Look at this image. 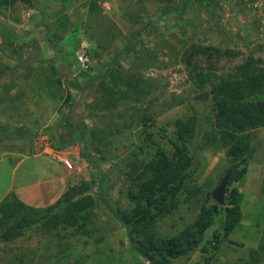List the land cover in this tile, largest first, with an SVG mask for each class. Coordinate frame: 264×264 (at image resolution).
Returning <instances> with one entry per match:
<instances>
[{"label": "rangeland", "instance_id": "rangeland-1", "mask_svg": "<svg viewBox=\"0 0 264 264\" xmlns=\"http://www.w3.org/2000/svg\"><path fill=\"white\" fill-rule=\"evenodd\" d=\"M168 1L174 8L164 11ZM134 41L135 49L112 70L123 80H136V90L143 93L121 81L111 92V81L94 77L117 49ZM192 45L212 46L222 55L209 60L199 55L188 63ZM82 49L91 56L87 70L76 61ZM248 56L264 63V0H17L1 7L0 154L60 151L72 163L75 183L68 188L81 185L95 204L83 211V230L62 218L6 240L0 226V264H150L129 249L126 228L94 192L103 179L101 196L130 209L131 179L154 155L144 138L143 117L151 120L153 138L171 153L175 121L195 113V135L186 141L193 157L186 183L197 191L180 195L178 208L157 219L153 234L168 237L189 226L232 164L219 140L205 142L215 97L190 72H226ZM67 93L69 103H78L63 116ZM247 137L253 151L248 170L228 184L244 194L242 219L209 264H264V127ZM53 162L30 158L14 173V183L42 178L35 191L57 192L62 183L47 177L57 174ZM6 176L2 173L0 185H6ZM224 206L219 205L202 240L170 264H204L202 248L214 230L222 231Z\"/></svg>", "mask_w": 264, "mask_h": 264}, {"label": "trees", "instance_id": "trees-1", "mask_svg": "<svg viewBox=\"0 0 264 264\" xmlns=\"http://www.w3.org/2000/svg\"><path fill=\"white\" fill-rule=\"evenodd\" d=\"M16 1L0 0V8L12 6ZM173 8L172 3L168 1L164 11ZM135 46L136 41L117 49L113 58L102 65L94 78L111 81L113 83L111 92L116 91L117 84L121 81L124 86L135 89L137 93H143L142 89L136 90L139 84L136 80H123L117 72L112 70L118 60L129 55ZM187 55L189 63L199 55H205L209 60L213 55L221 56L222 52L212 46L192 45ZM193 71V73L190 72L193 81L199 87L208 85L215 97L212 129L205 133V142L210 144L219 140L226 147V153L232 161L227 171L230 175L228 184L230 181H239L246 174L253 153L247 137L248 133L253 129L264 127V63L259 58L248 56L243 62L226 72L218 73L214 70L206 71L197 68ZM69 98L70 95L67 93L64 98L66 110L63 116L77 106L78 102L69 103ZM143 118L144 138L149 145L154 146V155L151 160L142 164L141 173L131 179L127 197L133 202V206L130 209L121 210L110 199L103 198L99 191L103 189V179L100 180L99 189L94 193L126 228L131 251L142 256L150 264H170L172 258L186 253L192 244L202 240L204 232L212 225L219 212V204L207 196L195 220L184 230L168 237H155L153 228L157 219L171 214L178 208L180 195L183 193L190 195L193 191H197L186 183L193 163L186 141L195 135L197 115L193 113L175 121L177 141L172 142L171 153L153 138L148 124L151 120L145 116ZM58 125L60 126V123ZM82 153L86 155L85 152L82 151ZM228 184L222 231L214 230L211 238L206 240L201 255L204 264L210 263L213 253L219 249L222 242L236 229L242 219L241 203L244 194L236 186L229 188ZM94 204V199L81 185L67 188L46 207L28 205L12 193L0 202V226L5 227L2 237L10 240L34 224L54 225L62 218L76 223L78 228L83 230L87 223V213L83 211ZM58 207H62L63 210L55 211ZM228 241L241 245L233 240Z\"/></svg>", "mask_w": 264, "mask_h": 264}, {"label": "crops", "instance_id": "crops-1", "mask_svg": "<svg viewBox=\"0 0 264 264\" xmlns=\"http://www.w3.org/2000/svg\"><path fill=\"white\" fill-rule=\"evenodd\" d=\"M59 152L60 151L54 150L52 148H46L42 152L21 156L18 155L15 150L5 151V153L0 154V178L2 177V173H4L5 176L8 175L6 176L7 179L9 178L6 185H0V202L5 197L13 193L24 203L34 207H46L49 204L53 203L64 191H66L70 184L72 185V183H75L73 182V173L63 163V159H68V157L61 156ZM39 157H44L54 161L52 164L54 165L57 174L51 177H49L50 175H47V177L51 180V183L52 180L55 182L60 180L62 185L60 184L59 186H57L55 190L57 192L52 193L49 191H45L44 188H41L40 191H35V188L37 187L35 186V183L37 185L43 184L42 178L37 179V181H33L34 184H31V181L29 182L26 180L18 184V186L14 183V173L19 169V167L22 166L30 158ZM54 178L56 179L54 180ZM46 194L48 197L45 196Z\"/></svg>", "mask_w": 264, "mask_h": 264}, {"label": "water", "instance_id": "water-1", "mask_svg": "<svg viewBox=\"0 0 264 264\" xmlns=\"http://www.w3.org/2000/svg\"><path fill=\"white\" fill-rule=\"evenodd\" d=\"M230 175L226 174L218 183V185L213 189L211 197L213 200L219 204L223 205L225 202L226 187L229 181ZM189 244V242H188Z\"/></svg>", "mask_w": 264, "mask_h": 264}, {"label": "built area", "instance_id": "built-area-1", "mask_svg": "<svg viewBox=\"0 0 264 264\" xmlns=\"http://www.w3.org/2000/svg\"><path fill=\"white\" fill-rule=\"evenodd\" d=\"M76 61L83 70H87L91 65V56L85 49H82L77 54ZM63 163L67 168L72 169V163L69 159L64 158Z\"/></svg>", "mask_w": 264, "mask_h": 264}]
</instances>
